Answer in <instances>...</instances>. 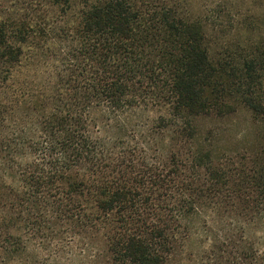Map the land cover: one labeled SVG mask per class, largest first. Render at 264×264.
<instances>
[{"label":"trees","instance_id":"trees-1","mask_svg":"<svg viewBox=\"0 0 264 264\" xmlns=\"http://www.w3.org/2000/svg\"><path fill=\"white\" fill-rule=\"evenodd\" d=\"M36 2L0 9V264H264V143L197 141L264 125V61L213 59L184 0Z\"/></svg>","mask_w":264,"mask_h":264},{"label":"rangeland","instance_id":"rangeland-1","mask_svg":"<svg viewBox=\"0 0 264 264\" xmlns=\"http://www.w3.org/2000/svg\"><path fill=\"white\" fill-rule=\"evenodd\" d=\"M189 12L202 18L206 25L209 54L213 59L244 58L250 54L264 61V0H184ZM23 4L32 12L36 0H0V9L11 10ZM56 51V50H55ZM262 86L256 87L255 100L264 103V71L259 76ZM97 110L91 112L96 123ZM264 125L254 122L247 110L239 111L230 119H202L198 122L197 141L208 137L216 155L234 151L248 153L257 149ZM264 140V138L262 139ZM189 248L201 250L209 244L208 228L201 220L192 221ZM260 238L259 240L257 239ZM251 238L264 247V222L252 231Z\"/></svg>","mask_w":264,"mask_h":264}]
</instances>
